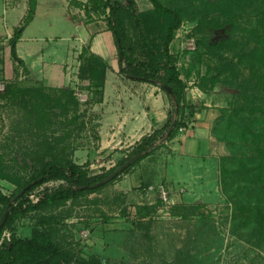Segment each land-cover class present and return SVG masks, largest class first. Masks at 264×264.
Listing matches in <instances>:
<instances>
[{
  "label": "rangeland",
  "instance_id": "rangeland-1",
  "mask_svg": "<svg viewBox=\"0 0 264 264\" xmlns=\"http://www.w3.org/2000/svg\"><path fill=\"white\" fill-rule=\"evenodd\" d=\"M76 1L81 5L73 4L82 10L83 20L99 16L85 12V1ZM163 1L183 9L171 52L177 56L180 76L186 82L185 99L196 105L192 114H184L189 123L185 127L207 122L216 155L208 164L212 173L193 182L194 186L202 184L204 190L189 189L192 203L185 206L184 184L164 176L175 134L162 142L151 161L51 209L29 212L15 222L14 232L29 237L34 228H47L74 259L99 255L106 264H264V231L249 238L250 229L242 226V219H232L234 205L222 191L218 168L219 156L226 155L228 148L212 134L217 120L228 129L229 120L233 123L241 118L242 123L251 110L259 111L261 102L252 100L264 94V67L258 61L239 62L235 54L243 43L249 47L254 43L251 31L263 0ZM137 4L141 11L152 7L149 0H137ZM24 12V0H0V191L6 194L31 176L39 165L37 158L50 148L93 176L116 166L142 137L126 146L118 141L103 147L104 130L91 110L95 103L88 101V81L75 77L80 48L67 53L69 61L64 64L72 83L67 87L44 85L51 72L61 70V56L75 43L72 37L77 33L63 23L62 13L50 19L39 15L21 34L17 46L21 59L10 38L20 27ZM219 54L226 59L219 60ZM24 87L39 88L44 95L29 93L24 98L20 93ZM106 127L113 133L118 126ZM122 134L119 140H126ZM152 164L157 168L149 169ZM151 171L159 174L149 176ZM58 183L47 182L32 194L39 195L43 186L54 188ZM159 183L167 185L172 205L166 207L155 193L146 192L148 185ZM255 188V193L261 191ZM247 211L238 212L244 216ZM41 216L48 221L41 224Z\"/></svg>",
  "mask_w": 264,
  "mask_h": 264
},
{
  "label": "trees",
  "instance_id": "trees-1",
  "mask_svg": "<svg viewBox=\"0 0 264 264\" xmlns=\"http://www.w3.org/2000/svg\"><path fill=\"white\" fill-rule=\"evenodd\" d=\"M149 1L152 7L142 11L135 0H87L82 5L86 13L94 12L105 17L117 48L118 72L131 80L159 85L167 93L170 107L165 121L142 136L116 166L102 174L87 176L81 165L61 156L60 152L53 154L51 148L47 153L43 152L37 158L38 167L28 179L8 194L0 191V264H106L99 255L74 259L72 253L63 250L54 241L47 228H34L29 237H19L14 232V224L29 212L46 211L63 201L114 181L142 159L153 155L164 140H170L178 129L187 125L184 114H192L196 105L185 99L186 82L180 76L177 56L171 52V42L183 20V9L179 5L166 4L163 0ZM69 2L79 3L76 0ZM260 4L264 5V0ZM35 5L36 0H28L23 21L10 38L13 51L21 32L32 19ZM254 23L251 31L254 43L251 47L243 43L240 52L235 55H238L239 62L258 61V65L263 68L264 6L258 11ZM218 59L225 60L226 56L219 54ZM78 61L77 76L80 80L88 81V101H102L107 61L92 53L89 45L81 48ZM20 93L24 98L29 93L44 95L41 89L32 87H24ZM253 101L261 102L257 108L259 111L256 113V108L251 110V114L242 119V123L241 118L233 123L229 120L231 123L228 129H224V124L217 120L212 128V134L217 140H223L228 148V153L220 155L218 160L222 191L234 205L233 221L240 217L242 226L249 227V238L264 231V94L261 93ZM127 161V165L109 177ZM50 181L60 183L54 188H42L38 199L34 201L30 194ZM255 187L261 191L255 193ZM246 209L248 211L244 216L238 212ZM47 221L44 216L39 219L41 224ZM5 231H9L8 237L3 236Z\"/></svg>",
  "mask_w": 264,
  "mask_h": 264
},
{
  "label": "crops",
  "instance_id": "crops-1",
  "mask_svg": "<svg viewBox=\"0 0 264 264\" xmlns=\"http://www.w3.org/2000/svg\"><path fill=\"white\" fill-rule=\"evenodd\" d=\"M80 1L86 2L87 0ZM24 2L25 12L22 17H24L28 8V0H24ZM135 2L137 4V0ZM76 6L70 3L69 0H36L34 14L29 23L33 22L39 15L49 16L50 19V17H55V14L62 13L61 18L63 17V20H61L63 23L72 26L77 33L72 37L75 43L68 46L65 55L61 56L63 65L61 70L56 73L51 72L44 85L48 87H67L69 83H72L71 78H68L69 76L66 75L64 70L65 62L69 61L67 53L74 52V48L81 49L84 45H89V50L92 53L99 55L108 63L103 99L91 108L93 114L97 115V120L102 126L101 129L104 130L100 141L103 142V147L112 146L111 143L116 144L118 141H122L125 146L129 145L128 143L132 139H134L133 141L138 140L141 136L149 134L154 126L165 121L170 107L169 97L159 85L131 80L122 76L118 72V55L114 36L111 30L108 29L106 21L102 19V15L93 17V20H83L81 18L82 14H79V12L82 13V10L79 6ZM52 20H55V18ZM16 50L18 56L24 59L19 53L18 47ZM206 124L207 122L192 123L191 128L188 126L184 127L182 131H177L174 138L175 144L172 145L169 169L164 173L166 179L179 181L186 187L187 191L183 194V196L188 197L186 200L184 199L183 205L185 206L192 203L189 202V189L193 191L204 190L202 184L194 186L193 182H196L198 177H207L212 173L208 164L214 162L216 155L211 149V137L206 130ZM105 126L118 127L115 132L110 133L107 130L108 127H106V130L104 129ZM119 133H123L122 135L125 136L126 140H119ZM151 158L152 155L142 159L137 166L140 167L144 161L149 159L151 161ZM195 161L200 163L199 166L195 167L197 164ZM155 168L157 166H154V164L149 167V169ZM156 174L159 173H156V171L149 172V176L154 177Z\"/></svg>",
  "mask_w": 264,
  "mask_h": 264
},
{
  "label": "built area",
  "instance_id": "built-area-1",
  "mask_svg": "<svg viewBox=\"0 0 264 264\" xmlns=\"http://www.w3.org/2000/svg\"><path fill=\"white\" fill-rule=\"evenodd\" d=\"M44 188V186L42 187ZM41 188V189H42ZM36 191V190H35ZM179 192L180 191H183V189H180L178 190ZM146 192L147 193H155L159 202L161 204H163L164 206H170L174 203V200L173 198L171 197L170 193H169V190H168V187L167 185L163 184V183H159V184H156V185H148L146 187ZM30 197L36 201L38 199V195L34 196L32 193L30 194ZM3 236H6L8 237V235H6V231L3 233Z\"/></svg>",
  "mask_w": 264,
  "mask_h": 264
},
{
  "label": "water",
  "instance_id": "water-1",
  "mask_svg": "<svg viewBox=\"0 0 264 264\" xmlns=\"http://www.w3.org/2000/svg\"><path fill=\"white\" fill-rule=\"evenodd\" d=\"M129 163V161H127V162H125L122 166H120L119 168H117L109 177H111V176H113L114 174H116V173H118L120 170H121V168L123 167V166H125V165H127ZM99 183H101V181L100 182H98V183H96L95 184V186L96 185H98Z\"/></svg>",
  "mask_w": 264,
  "mask_h": 264
}]
</instances>
